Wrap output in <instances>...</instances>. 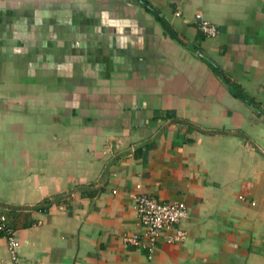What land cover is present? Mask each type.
Returning <instances> with one entry per match:
<instances>
[{
    "label": "crops",
    "instance_id": "1",
    "mask_svg": "<svg viewBox=\"0 0 264 264\" xmlns=\"http://www.w3.org/2000/svg\"><path fill=\"white\" fill-rule=\"evenodd\" d=\"M139 191L186 207L150 264H264V0H0V214L19 258L146 263L126 241Z\"/></svg>",
    "mask_w": 264,
    "mask_h": 264
},
{
    "label": "built area",
    "instance_id": "2",
    "mask_svg": "<svg viewBox=\"0 0 264 264\" xmlns=\"http://www.w3.org/2000/svg\"><path fill=\"white\" fill-rule=\"evenodd\" d=\"M194 20L200 34L205 37L216 35L215 25L202 14L196 13ZM133 207L139 231L132 233L126 241L142 248L147 259L144 264H150L152 252L159 239L171 243L182 238L183 232L178 228L177 223L186 216V207L182 201H159L142 191L136 194ZM0 231L3 232L2 237L6 241L8 264H24L16 252L17 241L13 236V230L2 214H0Z\"/></svg>",
    "mask_w": 264,
    "mask_h": 264
},
{
    "label": "trees",
    "instance_id": "3",
    "mask_svg": "<svg viewBox=\"0 0 264 264\" xmlns=\"http://www.w3.org/2000/svg\"><path fill=\"white\" fill-rule=\"evenodd\" d=\"M145 7L147 9L150 10V7L148 5H145ZM202 59L211 67L212 70H214L215 72H217V67L214 65V63L208 59L205 56H202ZM219 77L222 79V81L225 83V85L227 86L229 92L231 95H233L234 97L240 99L241 101L249 104V105H253V100L251 98H249L244 91L241 89V87L235 83H233L232 81H230L228 78H226L223 74L217 72ZM10 225V224H9ZM11 229L12 226L10 225ZM0 236H3V232L0 231Z\"/></svg>",
    "mask_w": 264,
    "mask_h": 264
}]
</instances>
